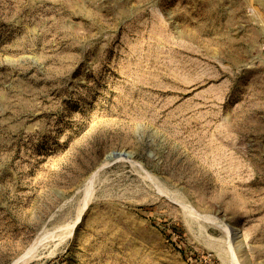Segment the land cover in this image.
Masks as SVG:
<instances>
[{
  "label": "rangeland",
  "instance_id": "rangeland-1",
  "mask_svg": "<svg viewBox=\"0 0 264 264\" xmlns=\"http://www.w3.org/2000/svg\"><path fill=\"white\" fill-rule=\"evenodd\" d=\"M0 264H264V0H0Z\"/></svg>",
  "mask_w": 264,
  "mask_h": 264
},
{
  "label": "water",
  "instance_id": "water-1",
  "mask_svg": "<svg viewBox=\"0 0 264 264\" xmlns=\"http://www.w3.org/2000/svg\"><path fill=\"white\" fill-rule=\"evenodd\" d=\"M118 157H119V154H111L110 156L105 158L104 162H105V164H109Z\"/></svg>",
  "mask_w": 264,
  "mask_h": 264
},
{
  "label": "bare ground",
  "instance_id": "bare-ground-1",
  "mask_svg": "<svg viewBox=\"0 0 264 264\" xmlns=\"http://www.w3.org/2000/svg\"><path fill=\"white\" fill-rule=\"evenodd\" d=\"M237 230H238V229H234V231H237ZM234 231H233V232H234ZM234 233H235V232H234ZM234 233H232V234L234 235Z\"/></svg>",
  "mask_w": 264,
  "mask_h": 264
}]
</instances>
